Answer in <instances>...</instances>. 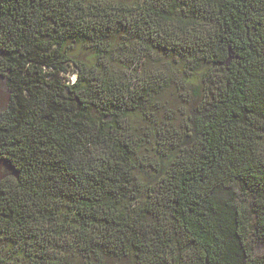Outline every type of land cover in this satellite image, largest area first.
<instances>
[{
    "label": "trees",
    "instance_id": "16d2710c",
    "mask_svg": "<svg viewBox=\"0 0 264 264\" xmlns=\"http://www.w3.org/2000/svg\"><path fill=\"white\" fill-rule=\"evenodd\" d=\"M0 83V264H264V0H0Z\"/></svg>",
    "mask_w": 264,
    "mask_h": 264
},
{
    "label": "rangeland",
    "instance_id": "374dc122",
    "mask_svg": "<svg viewBox=\"0 0 264 264\" xmlns=\"http://www.w3.org/2000/svg\"><path fill=\"white\" fill-rule=\"evenodd\" d=\"M64 77L66 79L72 80V79H74L75 75H74V73L69 72V73L65 74ZM0 95L6 97V88L2 83H0ZM1 96H0V108L2 106H4V104L6 102V100H5L6 98L5 97L2 98Z\"/></svg>",
    "mask_w": 264,
    "mask_h": 264
},
{
    "label": "water",
    "instance_id": "95a60500",
    "mask_svg": "<svg viewBox=\"0 0 264 264\" xmlns=\"http://www.w3.org/2000/svg\"><path fill=\"white\" fill-rule=\"evenodd\" d=\"M0 165L4 166V174L0 175V179L3 178L5 176V171H11L15 176H16V172H13V167L11 164H9L6 159L4 158H0Z\"/></svg>",
    "mask_w": 264,
    "mask_h": 264
},
{
    "label": "snow or ice",
    "instance_id": "6c2138e0",
    "mask_svg": "<svg viewBox=\"0 0 264 264\" xmlns=\"http://www.w3.org/2000/svg\"><path fill=\"white\" fill-rule=\"evenodd\" d=\"M4 174V166L0 165V175Z\"/></svg>",
    "mask_w": 264,
    "mask_h": 264
},
{
    "label": "flooded vegetation",
    "instance_id": "af4514ba",
    "mask_svg": "<svg viewBox=\"0 0 264 264\" xmlns=\"http://www.w3.org/2000/svg\"><path fill=\"white\" fill-rule=\"evenodd\" d=\"M1 96V95H0ZM2 98L5 97V96H1Z\"/></svg>",
    "mask_w": 264,
    "mask_h": 264
}]
</instances>
